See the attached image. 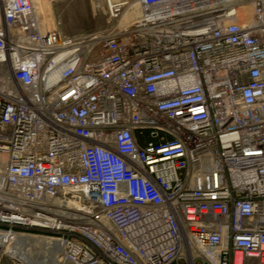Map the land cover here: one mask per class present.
<instances>
[{"label": "built area", "instance_id": "obj_1", "mask_svg": "<svg viewBox=\"0 0 264 264\" xmlns=\"http://www.w3.org/2000/svg\"><path fill=\"white\" fill-rule=\"evenodd\" d=\"M132 1L70 35L0 0V235L48 233L59 264H264V0L110 19Z\"/></svg>", "mask_w": 264, "mask_h": 264}, {"label": "rangeland", "instance_id": "obj_2", "mask_svg": "<svg viewBox=\"0 0 264 264\" xmlns=\"http://www.w3.org/2000/svg\"><path fill=\"white\" fill-rule=\"evenodd\" d=\"M36 3L46 25L51 26L54 19H60L62 31L70 35L125 23L122 18L124 13L122 19H110L106 0H36ZM39 234L46 236L48 233ZM0 248V264H59L61 254V249L50 239L38 236L20 237Z\"/></svg>", "mask_w": 264, "mask_h": 264}, {"label": "bare ground", "instance_id": "obj_3", "mask_svg": "<svg viewBox=\"0 0 264 264\" xmlns=\"http://www.w3.org/2000/svg\"><path fill=\"white\" fill-rule=\"evenodd\" d=\"M34 1H35V5H36L39 13L42 15V20L45 23V17L43 15L42 11L39 10V7L37 6L36 0H34ZM137 6H138L137 2L132 1L131 4L129 5V7L124 10V15L122 16V18H124L125 23L131 22L133 19L136 18L137 14H138V7ZM25 236H36L37 237L38 235H30V234H13V235H11L8 233H4V234L0 235V242H2V243H0V247L4 248L7 245H10L12 242L17 240L18 238L25 237ZM38 237L49 239L48 237H45V236H38ZM4 240L8 242L5 245H3Z\"/></svg>", "mask_w": 264, "mask_h": 264}]
</instances>
